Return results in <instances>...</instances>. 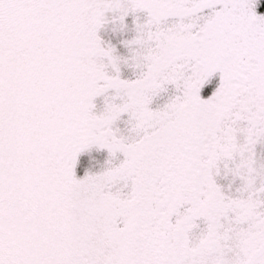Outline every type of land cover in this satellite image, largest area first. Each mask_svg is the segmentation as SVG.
<instances>
[{"label":"snow or ice","instance_id":"snow-or-ice-1","mask_svg":"<svg viewBox=\"0 0 264 264\" xmlns=\"http://www.w3.org/2000/svg\"><path fill=\"white\" fill-rule=\"evenodd\" d=\"M0 264H264V0H0Z\"/></svg>","mask_w":264,"mask_h":264}]
</instances>
